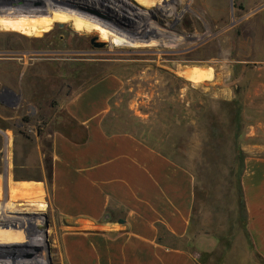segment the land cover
<instances>
[{
  "label": "rangeland",
  "instance_id": "374dc122",
  "mask_svg": "<svg viewBox=\"0 0 264 264\" xmlns=\"http://www.w3.org/2000/svg\"><path fill=\"white\" fill-rule=\"evenodd\" d=\"M126 1L0 0V202L21 217L0 219V264H63L69 228L34 189L31 158L14 168L13 137L48 134L60 114L47 120L44 107L99 83L116 117L152 119L145 133L194 170L217 212L239 201L246 172L264 175V0ZM72 3L110 7L128 26L109 28Z\"/></svg>",
  "mask_w": 264,
  "mask_h": 264
},
{
  "label": "crops",
  "instance_id": "0c3cea01",
  "mask_svg": "<svg viewBox=\"0 0 264 264\" xmlns=\"http://www.w3.org/2000/svg\"><path fill=\"white\" fill-rule=\"evenodd\" d=\"M101 84L45 106L47 120L60 114L48 134L13 137L14 168L31 158L41 175L34 189L47 191L55 220L69 228L61 235L62 263L264 264V175L246 172L239 201L217 212L208 193L200 196L194 170L145 133L152 119L135 111L116 117ZM28 182L15 181L21 189ZM0 204L1 221L21 218Z\"/></svg>",
  "mask_w": 264,
  "mask_h": 264
},
{
  "label": "water",
  "instance_id": "95a60500",
  "mask_svg": "<svg viewBox=\"0 0 264 264\" xmlns=\"http://www.w3.org/2000/svg\"><path fill=\"white\" fill-rule=\"evenodd\" d=\"M70 6H72L73 8H75V9H77L83 13H86L90 16H93L94 18H96L100 21L108 23L109 24L108 26H110L109 28H115L113 26H116L117 28L124 30L128 26L127 24L122 22V19L123 20H128V19L126 17H123L121 20L118 19L116 17V15H113L111 13L110 7L108 8V11H103V10L96 8V7L86 6V5L76 4V3H72ZM95 39H98V37H94L92 39V42L94 43V45L96 47H103L106 45V42H94Z\"/></svg>",
  "mask_w": 264,
  "mask_h": 264
},
{
  "label": "bare ground",
  "instance_id": "6f19581e",
  "mask_svg": "<svg viewBox=\"0 0 264 264\" xmlns=\"http://www.w3.org/2000/svg\"><path fill=\"white\" fill-rule=\"evenodd\" d=\"M117 1L121 2L123 5H125V6H126V4H125V3H127V1H126V0H117ZM128 44H131V43H128ZM1 53H2V52H1Z\"/></svg>",
  "mask_w": 264,
  "mask_h": 264
},
{
  "label": "flooded vegetation",
  "instance_id": "af4514ba",
  "mask_svg": "<svg viewBox=\"0 0 264 264\" xmlns=\"http://www.w3.org/2000/svg\"><path fill=\"white\" fill-rule=\"evenodd\" d=\"M97 40H98V39H95L94 42H98ZM92 43H93V42H92Z\"/></svg>",
  "mask_w": 264,
  "mask_h": 264
}]
</instances>
